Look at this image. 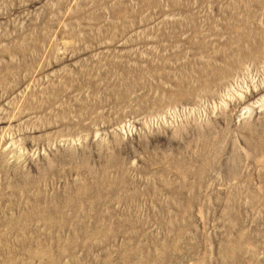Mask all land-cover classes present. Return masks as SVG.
<instances>
[{
    "label": "rangeland",
    "instance_id": "1",
    "mask_svg": "<svg viewBox=\"0 0 264 264\" xmlns=\"http://www.w3.org/2000/svg\"><path fill=\"white\" fill-rule=\"evenodd\" d=\"M0 264H264V0H0Z\"/></svg>",
    "mask_w": 264,
    "mask_h": 264
}]
</instances>
